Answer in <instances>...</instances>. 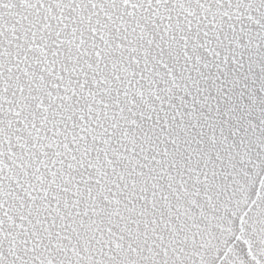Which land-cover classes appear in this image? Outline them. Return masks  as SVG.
<instances>
[{"label": "snow or ice", "instance_id": "snow-or-ice-1", "mask_svg": "<svg viewBox=\"0 0 264 264\" xmlns=\"http://www.w3.org/2000/svg\"><path fill=\"white\" fill-rule=\"evenodd\" d=\"M0 264H264V0H0Z\"/></svg>", "mask_w": 264, "mask_h": 264}]
</instances>
